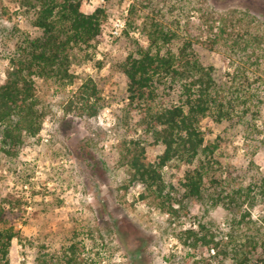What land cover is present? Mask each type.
Listing matches in <instances>:
<instances>
[{
  "label": "rangeland",
  "instance_id": "1",
  "mask_svg": "<svg viewBox=\"0 0 264 264\" xmlns=\"http://www.w3.org/2000/svg\"><path fill=\"white\" fill-rule=\"evenodd\" d=\"M195 3L83 1L85 13L105 9L101 34L90 46L73 51L69 78L35 79L43 113L37 137L26 140L14 158L0 148L2 221L18 232L9 249V264H67L69 260L76 264H225L227 246L253 232V222H262V206L251 210L243 222L224 207L191 200H173L176 212H165L157 200L143 197L141 185L127 180L118 160L121 145L130 139L142 141L149 162L162 152V147L143 142L118 64L137 47L148 45L147 27L154 22L184 34L190 27L202 35L200 41L205 40L207 34L196 28ZM203 7L218 14L248 12L264 20V0H205ZM31 15L15 0H0V85L8 69L6 57L16 41L39 35ZM195 47L224 76L230 62L201 44ZM261 115L257 138L246 137L241 127L227 128L210 118L201 124L206 143L220 136L219 159L223 165L235 166L234 176L244 187L264 176V110ZM260 143L262 147L256 148ZM185 169L182 163L169 162L163 168L165 181L177 184ZM199 223L216 238H224L219 251L189 246L186 231L198 230Z\"/></svg>",
  "mask_w": 264,
  "mask_h": 264
},
{
  "label": "trees",
  "instance_id": "2",
  "mask_svg": "<svg viewBox=\"0 0 264 264\" xmlns=\"http://www.w3.org/2000/svg\"><path fill=\"white\" fill-rule=\"evenodd\" d=\"M15 1L31 11L30 22L39 35L20 37L6 57L8 69L0 85V148L9 158L17 157L25 141L42 129L35 79L69 78L73 51L90 46L107 19L101 7L83 12L84 0ZM195 2L196 28L207 34L205 40L200 41L202 35L190 27L184 34L154 22L147 27L148 45L137 47L118 64L126 79L128 106L138 114L143 142L162 147L157 160L149 162L142 141L130 139L121 145L118 160L127 180L141 185L143 197L157 200L165 212H176L173 200H191L224 207L243 222L251 210L262 206V222H253V232L227 246L224 255L225 264H264V176L244 187L234 176L235 166L223 165L219 159L220 136L206 143L201 125L210 118L227 128L241 127L246 137L257 138L261 133L257 121L264 110V20L248 12L218 14L203 7L205 0ZM198 44L230 62L224 76L201 58ZM171 161L186 166L174 185L163 176V168ZM198 226L186 231L189 246L219 251L224 238H216L206 225ZM17 235L14 227L4 225L0 210V264H9V249ZM67 264L76 263L69 260Z\"/></svg>",
  "mask_w": 264,
  "mask_h": 264
},
{
  "label": "built area",
  "instance_id": "3",
  "mask_svg": "<svg viewBox=\"0 0 264 264\" xmlns=\"http://www.w3.org/2000/svg\"><path fill=\"white\" fill-rule=\"evenodd\" d=\"M117 26H121V25H117ZM118 31H119V29H116V30L113 32V34H114V35H117V34H118Z\"/></svg>",
  "mask_w": 264,
  "mask_h": 264
}]
</instances>
